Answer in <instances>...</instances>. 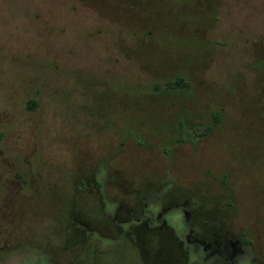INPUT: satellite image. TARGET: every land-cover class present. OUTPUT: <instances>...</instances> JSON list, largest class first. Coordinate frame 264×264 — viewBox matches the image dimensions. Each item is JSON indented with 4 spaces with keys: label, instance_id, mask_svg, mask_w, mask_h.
Here are the masks:
<instances>
[{
    "label": "rangeland",
    "instance_id": "rangeland-1",
    "mask_svg": "<svg viewBox=\"0 0 264 264\" xmlns=\"http://www.w3.org/2000/svg\"><path fill=\"white\" fill-rule=\"evenodd\" d=\"M173 240L264 264V0H0V264Z\"/></svg>",
    "mask_w": 264,
    "mask_h": 264
},
{
    "label": "trees",
    "instance_id": "trees-1",
    "mask_svg": "<svg viewBox=\"0 0 264 264\" xmlns=\"http://www.w3.org/2000/svg\"><path fill=\"white\" fill-rule=\"evenodd\" d=\"M164 87L166 88H190V85L182 77H176L175 79L166 80L164 82H156L151 85V88L154 91H158L159 89H163ZM35 104H36V101L33 98L27 101L28 108H33ZM214 116H215V119H218L216 114ZM206 129L207 131L209 130L208 126L206 127ZM132 235L139 237V235L136 234V232L135 233L133 232ZM90 237L91 236L89 235L84 240H80V241L78 240L77 243L76 242L75 243L71 242L70 244L68 243V245H65V247H69L71 245L76 246L79 248V250H81V252H84L87 256L91 255L92 256L91 258H94V257L96 258V256L94 255H97V253H99L100 251H99V248L91 245ZM244 242L250 243V241H248L246 238H244ZM136 243H138L137 247H139L140 241L138 239ZM156 245L157 246L154 248L153 251L152 250L144 251L141 249V254L143 253V251L144 253H146V256H144V258L142 256L143 254L141 255L143 262H146L147 261L146 259L149 257V258L159 259L161 264H187L185 256L183 255L182 252H181L182 254L180 253L181 250L179 248V244L177 241L173 240V242L169 245H164L161 242L160 243L158 242ZM93 264H97V263H93Z\"/></svg>",
    "mask_w": 264,
    "mask_h": 264
}]
</instances>
